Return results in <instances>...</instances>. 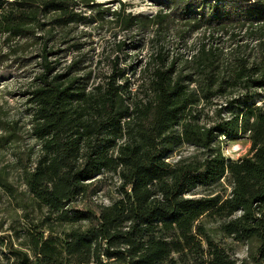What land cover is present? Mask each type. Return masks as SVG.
Instances as JSON below:
<instances>
[{
  "label": "trees",
  "instance_id": "16d2710c",
  "mask_svg": "<svg viewBox=\"0 0 264 264\" xmlns=\"http://www.w3.org/2000/svg\"><path fill=\"white\" fill-rule=\"evenodd\" d=\"M152 1L159 10L139 16L123 3L108 12L93 0H0L2 44L39 47L25 100L36 157L20 167L21 190L0 171V190L29 223L14 247L0 222L7 264H264V0ZM105 15L121 31L151 29L156 44L175 22L196 36L179 63L159 46L138 70L120 66L118 40L106 68L76 43L61 66L53 40ZM240 136L248 154L224 156L222 138ZM184 145L196 151L170 160ZM105 173L117 197L93 204ZM223 180L228 194L203 193ZM214 234L244 242L247 256Z\"/></svg>",
  "mask_w": 264,
  "mask_h": 264
},
{
  "label": "rangeland",
  "instance_id": "374dc122",
  "mask_svg": "<svg viewBox=\"0 0 264 264\" xmlns=\"http://www.w3.org/2000/svg\"><path fill=\"white\" fill-rule=\"evenodd\" d=\"M99 4L101 10H116L120 4L125 5V12L131 15L152 16L158 10L159 6L152 0H93ZM86 15L93 16L94 13L84 10ZM93 18V17H92ZM185 32V33H183ZM60 33V32H59ZM180 34L183 35L180 37ZM67 38L57 36L55 43L56 49H61V66H64L73 57V43L78 44V54L85 56L87 60L94 63H100V67L106 68L107 62L115 55L114 43L118 40H124L127 44L122 47L120 54V66L124 64L136 63V70L142 66L148 55L154 52L155 48L162 46L163 52L169 59L172 57L182 60L191 49V44L196 36L185 31V27L180 22L169 24L168 28L162 30L158 36L159 43L156 44L152 38L151 29L147 31H121L115 27V21L110 15H105L101 21L77 26L70 30ZM69 38H75L69 41ZM63 39H68L64 42ZM57 42V43H56ZM39 52L37 44H31L30 40L16 39L13 41V49L8 50L6 45L2 44L0 38V130L9 134L10 140L4 142L0 139V171L18 190L23 188L20 179V167L29 164L34 160L38 149L37 142L31 136L30 118L28 115V106L25 103L26 92L31 87L32 75L37 71L36 56ZM76 54V52L74 53ZM87 64V63H86ZM222 99H215V105L204 109V121H211L215 118L213 111L223 103ZM226 116V112L223 111ZM5 144H4V143ZM250 142L245 136L236 138H222L221 151L224 156L230 159H237L247 155ZM196 150L192 146L184 145L179 148L170 160H176L180 156H188ZM101 188L95 195L90 197L93 204H109L117 197L116 187L117 178L109 173L100 176ZM230 187L226 180L215 186L212 190L203 191L204 194L218 192L226 195ZM13 203L0 190V222L3 223L1 235L5 237V242L14 247L19 246L24 238L23 232L26 231L29 223L20 216L14 214ZM15 218V219H13ZM204 221V220H203ZM217 223H208V226H216ZM214 241L220 243L227 252L232 254L238 260L245 258L248 254L247 246L244 242H238L230 237H224L220 234H214ZM8 249L0 248V264H7Z\"/></svg>",
  "mask_w": 264,
  "mask_h": 264
}]
</instances>
